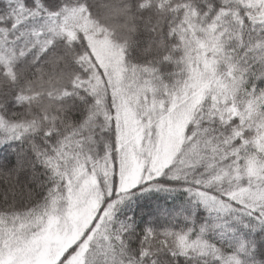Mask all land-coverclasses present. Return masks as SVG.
Wrapping results in <instances>:
<instances>
[{"label":"snow or ice","instance_id":"1","mask_svg":"<svg viewBox=\"0 0 264 264\" xmlns=\"http://www.w3.org/2000/svg\"><path fill=\"white\" fill-rule=\"evenodd\" d=\"M0 264H264V0H0Z\"/></svg>","mask_w":264,"mask_h":264}]
</instances>
